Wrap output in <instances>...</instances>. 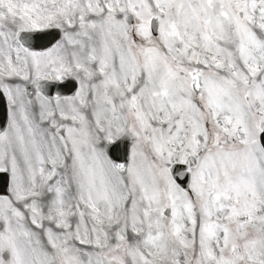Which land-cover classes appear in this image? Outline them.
<instances>
[{"label": "snow or ice", "instance_id": "obj_1", "mask_svg": "<svg viewBox=\"0 0 264 264\" xmlns=\"http://www.w3.org/2000/svg\"><path fill=\"white\" fill-rule=\"evenodd\" d=\"M0 95V264H264V0H0Z\"/></svg>", "mask_w": 264, "mask_h": 264}]
</instances>
